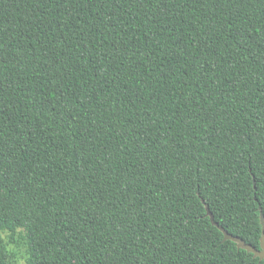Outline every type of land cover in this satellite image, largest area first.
<instances>
[{"label": "trees", "instance_id": "trees-1", "mask_svg": "<svg viewBox=\"0 0 264 264\" xmlns=\"http://www.w3.org/2000/svg\"><path fill=\"white\" fill-rule=\"evenodd\" d=\"M264 0H0V264H264Z\"/></svg>", "mask_w": 264, "mask_h": 264}, {"label": "rangeland", "instance_id": "rangeland-1", "mask_svg": "<svg viewBox=\"0 0 264 264\" xmlns=\"http://www.w3.org/2000/svg\"><path fill=\"white\" fill-rule=\"evenodd\" d=\"M259 255L264 257V242H263V250H262V252Z\"/></svg>", "mask_w": 264, "mask_h": 264}]
</instances>
